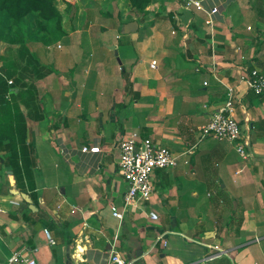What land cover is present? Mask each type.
<instances>
[{"label":"crops","instance_id":"crops-1","mask_svg":"<svg viewBox=\"0 0 264 264\" xmlns=\"http://www.w3.org/2000/svg\"><path fill=\"white\" fill-rule=\"evenodd\" d=\"M76 1L65 35L48 44L26 37L42 72L13 97L24 137L15 134L10 151L0 140V264L33 250L37 264H112L113 245L134 264H264V95L241 81L264 68V0H203L207 9L223 7L211 25L183 0H154L149 36L98 48L94 37L116 25ZM229 88L247 159L235 143L211 144L200 132ZM131 133L169 148L178 166L155 170L151 201L120 223L111 207L124 208L119 144Z\"/></svg>","mask_w":264,"mask_h":264},{"label":"built area","instance_id":"built-area-1","mask_svg":"<svg viewBox=\"0 0 264 264\" xmlns=\"http://www.w3.org/2000/svg\"><path fill=\"white\" fill-rule=\"evenodd\" d=\"M185 9H196L207 14V25H211L215 15L221 12L222 6H216L210 9L205 7L203 0H184ZM223 4H225L223 2ZM252 31V27L248 28ZM152 69H158L156 61L151 63ZM199 71V70H197ZM241 81L245 82L248 89L257 96L264 95V68L251 69ZM13 84V81H9ZM208 86V83H204ZM237 99L234 95V89L229 88L227 100L225 104L211 116L209 122L200 128L202 138L213 137L218 141L233 142L236 145V151L243 159L249 157L247 150L248 144L243 142L242 129L235 118ZM120 158L118 161L119 172L128 185V190L124 195L123 211H118L111 207V214L121 223L124 220L125 214L132 208H142L143 205L150 202L155 188L152 183V177L157 169L168 170L178 166V159L174 152L169 148L164 147L150 138H143L138 133H131L128 137L121 140L119 144ZM83 153H100V148H89L84 146L81 150ZM149 217L152 220H159L158 214L151 212ZM51 245H55V241L51 237L49 230H44ZM164 237H160V239ZM164 247H168V242L164 240ZM218 251L216 255H211V258L218 257L221 250L218 246L215 247ZM36 251V250H35ZM35 251L31 255L15 252L8 260V264H37ZM112 264H134V261L126 262L115 251L114 245L111 248Z\"/></svg>","mask_w":264,"mask_h":264},{"label":"trees","instance_id":"trees-1","mask_svg":"<svg viewBox=\"0 0 264 264\" xmlns=\"http://www.w3.org/2000/svg\"><path fill=\"white\" fill-rule=\"evenodd\" d=\"M69 1L73 2V7L76 6L75 0ZM130 2L138 12L152 4L151 0ZM63 24V16L55 0H0V41L11 47L19 46L14 55L10 54L14 47L8 46L0 56V140L9 141L7 151L13 146L11 142L16 140L15 134L19 139L23 138L26 129L25 117L14 104L13 96H20L17 89L31 88L28 76L33 74L39 78L42 72V65L26 47L25 38L46 44L54 42L65 35ZM24 29H27V35ZM3 145L0 144L1 147Z\"/></svg>","mask_w":264,"mask_h":264},{"label":"rangeland","instance_id":"rangeland-1","mask_svg":"<svg viewBox=\"0 0 264 264\" xmlns=\"http://www.w3.org/2000/svg\"><path fill=\"white\" fill-rule=\"evenodd\" d=\"M82 1L86 3V7L89 6V7H92V9L95 8V9L102 11V16L100 17V18H102V21L105 20L108 23L113 22V26L116 25V27H115L116 30H114V29L109 30L108 29L107 31H104L103 34H99L98 36L94 37L93 41L96 42L95 43L96 48L99 47L101 42L115 43L117 41V42L127 43L129 41L130 36H132L133 34H137V33L142 38L144 37L145 34L149 36L151 33L147 30L151 29L150 26H154V24H155L154 22H156V20H157L156 17H151L154 15V13L151 12L152 10L149 11L150 6L148 8L144 7V8H142V11L138 12L134 7H132L130 0H82ZM153 1L154 0H151V3ZM75 2L77 3L76 0H75ZM55 3H56V6L58 7V9L60 10V12L62 13L63 19H64V16H68L69 18H70V16L72 17L71 11L74 9V7L72 6L73 2H71L69 0H55ZM237 4H240V3L238 2ZM184 5H185V3H183V7L185 8ZM262 5H264V3H262ZM189 11H191V12H202V11H197L196 9H189ZM103 14H105V15L103 16ZM112 19H113V21H112ZM148 20H150V21H148ZM133 22L140 24V29L135 33H130L126 29V26H129ZM252 22L256 23V20H254ZM118 34H119L121 40L120 39L118 40V38H117ZM26 40H27V38H25V41ZM1 43H4V42L0 41V44ZM4 45L6 47H8V46L11 47L10 45H7L6 43ZM61 45L66 46L67 41H65V40L62 41ZM11 48H13V47H11ZM115 53L116 52H114V57H115L114 63L116 65H119V63L122 62V54L120 53L119 58H118V57H116ZM7 67H10V66H7ZM110 68H111V66L107 67V72H109ZM196 135H199V134H196ZM196 140H199V137H196ZM203 140H208L211 144H218L219 143V141H217L213 137H207V138H204ZM199 144H201V142L198 143V145ZM196 149H197V152L202 151L201 147L198 148V146H197Z\"/></svg>","mask_w":264,"mask_h":264},{"label":"water","instance_id":"water-1","mask_svg":"<svg viewBox=\"0 0 264 264\" xmlns=\"http://www.w3.org/2000/svg\"><path fill=\"white\" fill-rule=\"evenodd\" d=\"M139 24L136 22L131 23L129 26H126V29L128 30V32L130 33H135L138 30ZM22 197L24 198V200H26L28 203H31V200L29 198V196H27L26 194H22Z\"/></svg>","mask_w":264,"mask_h":264}]
</instances>
